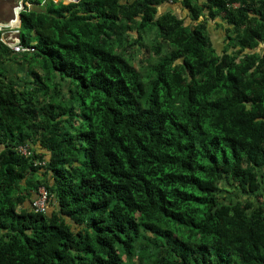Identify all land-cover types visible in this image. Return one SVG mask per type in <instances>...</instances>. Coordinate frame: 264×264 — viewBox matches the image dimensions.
Returning a JSON list of instances; mask_svg holds the SVG:
<instances>
[{
    "label": "trees",
    "instance_id": "1",
    "mask_svg": "<svg viewBox=\"0 0 264 264\" xmlns=\"http://www.w3.org/2000/svg\"><path fill=\"white\" fill-rule=\"evenodd\" d=\"M20 1L0 264H264V0Z\"/></svg>",
    "mask_w": 264,
    "mask_h": 264
},
{
    "label": "built area",
    "instance_id": "2",
    "mask_svg": "<svg viewBox=\"0 0 264 264\" xmlns=\"http://www.w3.org/2000/svg\"><path fill=\"white\" fill-rule=\"evenodd\" d=\"M74 1V0H73ZM25 6L27 8L31 7V4L29 3H21L17 7V16L15 18L16 24L13 28L7 27L4 28L2 25L0 26V41L3 42L6 46H8L11 50H13L15 53H29V52H35L34 47H25L21 43V37H20V25H19V16L21 12L25 9ZM29 150L27 148H22V153L27 155L29 154ZM44 165V164H40ZM49 201L48 193L45 189L40 190V198L35 202V206L37 210L39 211H45L47 209V203Z\"/></svg>",
    "mask_w": 264,
    "mask_h": 264
},
{
    "label": "crops",
    "instance_id": "3",
    "mask_svg": "<svg viewBox=\"0 0 264 264\" xmlns=\"http://www.w3.org/2000/svg\"><path fill=\"white\" fill-rule=\"evenodd\" d=\"M12 2L14 3L13 7L10 5ZM21 3L23 2L17 0H10L9 3H5L0 0V26L2 25L4 28H13L15 26L17 7ZM0 69L3 70V72L7 75H10L13 79H15V77H19L18 80L19 82H21L22 76L23 74L27 73L28 67L27 65L25 66L24 63H21L19 61H4L0 64Z\"/></svg>",
    "mask_w": 264,
    "mask_h": 264
},
{
    "label": "rangeland",
    "instance_id": "4",
    "mask_svg": "<svg viewBox=\"0 0 264 264\" xmlns=\"http://www.w3.org/2000/svg\"><path fill=\"white\" fill-rule=\"evenodd\" d=\"M2 2H5V3H9L10 2V0H1ZM17 1H20V0H17ZM60 1V0H59ZM69 0H66L65 1V3H67ZM76 1H78V0H74L73 2H76ZM12 7L14 6V3L12 2L11 4H10ZM168 7V9L169 10H172V11H174L175 13H177V14H179L180 16H182V17H186L187 15H186V12H184V11H182L179 7H177V5H174V4H170L169 6H167ZM167 9V8H166ZM189 20V19H188ZM211 25L213 26V27H215V30H216V28L218 27L215 23H212L211 22ZM214 40H215V44H216V46L219 48L220 46H221V43H222V41H223V34L220 32V30H218V31H216L215 32V37H214ZM145 56H147L145 53L144 54H139V56L138 57H140V58H142V59H144L145 58ZM28 70V69H27ZM27 77H28V74L26 73V74H23V76H22V82H20L21 84L23 83V82H26L24 79H27ZM18 79H19V77H18ZM27 85H23V87H26ZM226 196V195H225Z\"/></svg>",
    "mask_w": 264,
    "mask_h": 264
},
{
    "label": "water",
    "instance_id": "5",
    "mask_svg": "<svg viewBox=\"0 0 264 264\" xmlns=\"http://www.w3.org/2000/svg\"><path fill=\"white\" fill-rule=\"evenodd\" d=\"M55 2H58L59 0H54ZM79 1V0H78ZM71 2H73V0H69L68 2H67V4H69V3H71ZM77 2V1H76ZM19 22H20V16H19Z\"/></svg>",
    "mask_w": 264,
    "mask_h": 264
},
{
    "label": "bare ground",
    "instance_id": "6",
    "mask_svg": "<svg viewBox=\"0 0 264 264\" xmlns=\"http://www.w3.org/2000/svg\"><path fill=\"white\" fill-rule=\"evenodd\" d=\"M14 24V23H13ZM18 24L17 22H15V25Z\"/></svg>",
    "mask_w": 264,
    "mask_h": 264
}]
</instances>
